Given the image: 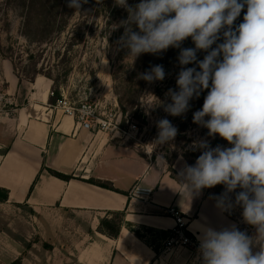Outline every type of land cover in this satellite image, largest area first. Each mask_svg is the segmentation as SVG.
<instances>
[{
	"label": "crops",
	"instance_id": "0c3cea01",
	"mask_svg": "<svg viewBox=\"0 0 264 264\" xmlns=\"http://www.w3.org/2000/svg\"><path fill=\"white\" fill-rule=\"evenodd\" d=\"M4 96L23 103L0 112V234L10 264H202L190 251L157 258L172 220L169 206L188 219L197 239L204 227L256 229L232 217L205 191L187 197L182 172L162 159L151 161L127 146L118 132L91 131L49 104L52 81H19L1 61ZM48 171L71 177L68 181ZM88 181H93L94 184ZM96 184L106 185L107 188ZM135 189L150 191L135 197ZM122 214L116 238L99 232L100 220ZM198 240V239H197ZM199 244L200 241L198 240ZM254 252L258 247L253 248Z\"/></svg>",
	"mask_w": 264,
	"mask_h": 264
},
{
	"label": "clouds",
	"instance_id": "9594fccd",
	"mask_svg": "<svg viewBox=\"0 0 264 264\" xmlns=\"http://www.w3.org/2000/svg\"><path fill=\"white\" fill-rule=\"evenodd\" d=\"M83 3L87 0H68V7L79 12ZM115 3L128 12L120 39L130 57L180 49L178 90H168L171 102L164 111L181 116L190 109V101L207 90L202 108L193 113V123L231 145L212 148L206 141L197 142L194 146L203 151L194 165L182 171L183 187L187 197L219 184L226 193L240 188L235 202L256 234L249 236L235 226L219 231L204 227L197 237L202 264H264V0ZM242 11L243 21L237 25ZM189 37L195 47L182 48ZM199 51L206 53L202 60L197 59ZM190 64L195 66L186 67ZM165 75L162 65H154L140 78L152 83ZM157 127L159 143L177 135L178 129L167 118L157 121ZM223 201L222 196L218 203ZM254 247L259 250L254 252Z\"/></svg>",
	"mask_w": 264,
	"mask_h": 264
},
{
	"label": "rangeland",
	"instance_id": "374dc122",
	"mask_svg": "<svg viewBox=\"0 0 264 264\" xmlns=\"http://www.w3.org/2000/svg\"><path fill=\"white\" fill-rule=\"evenodd\" d=\"M139 2L128 0L132 6ZM50 4L53 5V0ZM24 5V0H0V63L3 60L11 63L19 81L28 82L27 77H33L35 70L54 79V88L62 89L70 100L88 97L96 118L107 121L109 130L118 132L126 145L139 155L151 161L158 158L165 161L172 175L175 174L173 168L182 172L186 166L195 164L203 151L194 146L199 141H206L212 148L231 147L218 135L209 136L207 128L193 123V113L202 108L207 90L199 98H193L190 109L181 116L164 111V105L171 102L166 93L170 88L177 89L180 49L170 47L153 54L165 70L162 81L149 83L140 78L145 72L143 54L132 58L122 44L120 38L128 12L115 0L87 1L79 12L67 6L62 16H57L62 12L58 7L54 10L59 12L54 13L57 17L53 28L43 35L42 27L52 21H48L47 15L38 14L39 9L28 19ZM132 28L138 31L135 25ZM181 47L194 48L195 45L189 37ZM205 55L199 51L197 59L202 60ZM4 90L0 80V95L8 100ZM9 102L11 105H5L0 112L15 110L23 103L21 96ZM163 118L171 121L178 131L173 140L159 143L157 121ZM218 189L222 190L221 184L203 191L215 196ZM227 203L231 204V207L226 206L227 212L243 220L238 205L233 201ZM248 227L245 223L246 231ZM6 239L0 234V252L6 250Z\"/></svg>",
	"mask_w": 264,
	"mask_h": 264
},
{
	"label": "built area",
	"instance_id": "2783aa9c",
	"mask_svg": "<svg viewBox=\"0 0 264 264\" xmlns=\"http://www.w3.org/2000/svg\"><path fill=\"white\" fill-rule=\"evenodd\" d=\"M60 98L55 101L51 107L55 110H60L64 115L70 116L74 119L76 126L84 128L91 131H102L111 132L109 130V124L105 120H99L95 117L91 105L88 102V97L79 99V101L70 100L65 95L62 89H59ZM52 97V91L49 93ZM0 110L5 107V105H11L9 100H5L2 95H0ZM12 111V110H11ZM105 119V118H104ZM107 120V119H106ZM135 129V127H132ZM135 197L144 194L148 196L150 191L135 189ZM165 214L172 220L173 225L167 231L166 237L161 243V247L157 258L160 259L162 256L167 254L177 253L181 251H190L198 256L201 260V255L199 252V242L191 234L188 226V219L181 211L174 207H167L163 209Z\"/></svg>",
	"mask_w": 264,
	"mask_h": 264
},
{
	"label": "trees",
	"instance_id": "16d2710c",
	"mask_svg": "<svg viewBox=\"0 0 264 264\" xmlns=\"http://www.w3.org/2000/svg\"><path fill=\"white\" fill-rule=\"evenodd\" d=\"M87 1H91V0H87ZM24 3H26V5H24V7L26 8V15H27V18L29 19L30 16H32V13H34L36 10L39 9V13L38 14H41V15H47L48 16V21H52V22H47L45 24L44 27H42V35L45 34V33H49V31H51V29L53 28L55 21H56V17L61 15L64 13L63 11H65L67 9V6H68V0H53V5L50 4V0H24ZM36 4H38V7L36 8ZM58 7H61L62 9V12H54V10L58 9ZM245 11V10H244ZM244 11L241 12V15L240 17L237 18L235 24H239L243 21V15H244ZM54 13H58L57 16H54ZM55 14V15H56ZM45 17V16H43ZM65 24V22H64ZM63 27V26H62ZM219 42H222V41H218ZM215 47V45L213 46ZM159 60H158V57L156 58V55H153V54H150V53H145L143 54V69L145 71L149 70L152 66L154 65H159ZM187 66H195V65H187ZM43 76L49 80L52 81V93H53V96L50 97L49 99V104L50 105H53L55 103L56 100H58L60 98L59 96V91L58 89L54 88V85H55V80L52 79L49 75L47 74H42L41 72H36L34 70L33 72V77H27L28 78V82H31L34 77L36 76ZM169 172L171 173L172 175V171L169 169ZM48 173L53 176V177H56L58 179H61V180H64V181H68L71 177L69 176H63V175H60V174H57L55 172H52V171H48ZM89 183L91 184H94L93 181H88ZM100 187H103V188H107L106 185H103V184H96ZM221 191H219L218 189V192L215 196L213 195H209L207 194L211 199L215 200V201H221V197L223 196L224 198V201L221 202L220 204H222L223 206L226 207V203L228 201H233L235 202V196H236V193H238L239 191H241L240 188H237L234 192L232 193H226V188L223 184H221ZM203 191V189L201 190ZM7 201V194L5 191H1L0 190V202H5ZM236 203V202H235ZM238 204L236 203V206ZM237 208L243 212V208L238 205ZM121 222H122V214H115V215H112L109 219L107 218H104L102 220H100L99 222V232L103 233L104 235L110 237V238H116L117 235H118V232H119V228H120V225H121ZM10 264H21L20 260H15L13 262H11Z\"/></svg>",
	"mask_w": 264,
	"mask_h": 264
}]
</instances>
